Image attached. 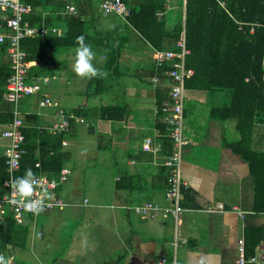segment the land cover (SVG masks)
I'll return each instance as SVG.
<instances>
[{"label": "crops", "instance_id": "crops-1", "mask_svg": "<svg viewBox=\"0 0 264 264\" xmlns=\"http://www.w3.org/2000/svg\"><path fill=\"white\" fill-rule=\"evenodd\" d=\"M101 2L82 0L80 12L90 32L102 33L117 47L115 59L93 48V63L107 71L106 78H92L93 82L77 76L75 47L58 49L54 60L30 62V68L43 67L42 77L48 81L38 94L19 100L21 117L37 115L38 127L49 132L59 109L83 123L72 121L70 132L63 135L64 167L70 176L57 189V196L67 205L28 215L24 224H17L24 249H11V264H158L161 260L164 264H237L238 240L243 238L246 247V230L264 226V213L252 212L249 168L228 146L238 139L234 123L210 116L212 107L226 101L224 96L185 93L187 145L181 176L187 187L182 191L180 245L175 250L171 241L176 224L162 211L170 207L164 166L170 147L160 140L162 115L151 80L155 49L121 17L104 16ZM173 2L169 0L164 13L169 26L177 17L178 4ZM52 26L65 29L63 22ZM48 85L58 86L60 101L51 97ZM43 96L50 97L53 105L39 107ZM22 104L27 111H22ZM1 127L3 155L8 141L1 137ZM257 131L255 147L264 150V126ZM147 139L152 141L150 151L143 150ZM144 203L157 204L160 210L152 217H141L132 208ZM217 203L223 211H207ZM254 256L256 262L246 263L264 264V244Z\"/></svg>", "mask_w": 264, "mask_h": 264}, {"label": "trees", "instance_id": "trees-1", "mask_svg": "<svg viewBox=\"0 0 264 264\" xmlns=\"http://www.w3.org/2000/svg\"><path fill=\"white\" fill-rule=\"evenodd\" d=\"M122 1L130 10L126 22L155 50H175L176 41L184 28L186 47L190 51L186 66L194 71L185 81L184 98L188 91L224 96L226 101L221 106L212 107L210 116L215 120L234 123L238 139L228 146L249 168L253 187L252 212L264 213V150L255 147L257 130L264 126V0H185L184 8L183 0H176L177 17L171 26L164 15L169 0ZM21 2L31 6V13L25 16L31 26L51 27L57 22L65 25L60 37L49 35L21 40V49L26 52L29 62L54 60L58 49L77 47L76 37L79 35H84L85 42L93 48L106 51L112 59L117 57V47L108 41L107 36L98 31H89L80 12L82 0ZM69 5L75 7V14L66 12ZM159 13L162 16H157ZM2 17L0 13V30L3 31L6 28ZM169 69L167 65L165 69L155 70L152 74L158 75L161 81L156 88L158 107L169 100V80L165 75ZM10 74L6 45H1L0 126L3 127L13 120V105L3 99ZM43 74V67L33 66L28 71L27 80L34 82ZM38 126L37 115L23 114L21 130L26 155L15 177L23 176L30 168L36 175L52 178L64 168L67 154L62 149L63 135L53 134ZM159 129L161 142L171 149L166 125L163 123ZM36 164H39L38 169L35 168ZM8 176L4 156L0 154V197L8 192L3 185ZM19 233L11 215L0 221V254L9 258L12 248L24 249L23 243L19 242ZM246 240L245 255L248 259L255 255L259 245L264 244V226L249 227Z\"/></svg>", "mask_w": 264, "mask_h": 264}, {"label": "built area", "instance_id": "built-area-1", "mask_svg": "<svg viewBox=\"0 0 264 264\" xmlns=\"http://www.w3.org/2000/svg\"><path fill=\"white\" fill-rule=\"evenodd\" d=\"M185 3V0H183ZM223 6L224 3H221ZM102 14L117 15L123 20L130 16L129 8L122 0H103L99 6ZM66 12L75 14L74 6L66 7ZM0 13L3 15L5 28L7 32L0 31V46L6 45V53L10 61L11 74L6 80V91L3 94V99L13 105V120L4 126L1 132V137L8 141V146L3 152L5 165L7 167L8 179L3 185L8 189V192L0 197V221L8 215H11L14 222L18 225L24 224L25 218L28 215H34L32 212L26 211L24 207L17 204L15 201L18 197L14 196L11 187V180L20 168V162L26 150L24 145V135L22 133V117L18 109V102L23 97H30L41 92L42 85L48 79L45 77L37 78L34 82L27 80V74L30 70V62L27 60V54L21 49L20 42L24 38H45L49 35L60 37L62 31L54 26H31L25 16L31 13V6L26 5L21 0H0ZM161 16V13L157 14ZM190 51L186 47L185 30L184 28L179 34L175 44V50L162 51L155 50L153 52L155 70L165 69L167 65L170 67L165 75L168 78L169 100L164 101L157 111L163 115V123L166 125L168 137L171 140V149L168 156L165 158L164 166L167 169L166 176V200L170 203V207L162 210L164 215H171L176 224L175 235L171 241V245L176 250L180 245V239L177 231L180 222V215L183 212L181 206L182 191L187 187V183L181 176L182 156L187 141L183 138V105H184V88L185 81L190 78L194 71L186 66V57ZM152 83L155 88L160 84L158 75L152 77ZM39 107L52 106L53 102L48 96H43L38 101ZM57 121L50 127V131L55 134L67 135L70 132L71 123L74 120L83 123L82 119H76L71 113L59 109L57 111ZM66 145V142H63ZM152 141L145 140L143 145L144 151L151 150ZM39 168V164L35 165ZM70 176V170L66 167L62 168L56 177L49 178L42 174H37L38 186L36 195L44 189L54 194V198L48 201V207L44 213L60 210L67 204L57 196V189L60 185L67 182ZM133 211L141 217H152L159 211L157 204L144 203L132 208ZM224 206L217 203L214 206L207 208L208 212L223 211ZM257 257L252 256L246 258L244 240H238V260L237 264H246V262H256ZM165 260H161L158 264H164Z\"/></svg>", "mask_w": 264, "mask_h": 264}, {"label": "clouds", "instance_id": "clouds-1", "mask_svg": "<svg viewBox=\"0 0 264 264\" xmlns=\"http://www.w3.org/2000/svg\"><path fill=\"white\" fill-rule=\"evenodd\" d=\"M75 60L73 64V71L81 78H106L107 71L97 67L93 61L96 53L93 46L85 42V36L79 35L76 37ZM38 180L36 174L29 168L26 169L25 174L21 177H14L11 180V187L14 196L18 197L15 201L24 207L26 211L32 212L35 215L43 213L49 206L48 201L54 198V194L42 190L39 195H36ZM85 206L88 201L84 202ZM0 264H11V260L0 254Z\"/></svg>", "mask_w": 264, "mask_h": 264}, {"label": "rangeland", "instance_id": "rangeland-1", "mask_svg": "<svg viewBox=\"0 0 264 264\" xmlns=\"http://www.w3.org/2000/svg\"><path fill=\"white\" fill-rule=\"evenodd\" d=\"M173 3H175V0H174V2ZM95 10H97L96 8H95ZM98 12V11H97ZM174 15H175V13H173ZM170 16H171V14H170ZM95 49H97V48H95ZM99 49V48H98ZM102 50V49H101ZM103 51V50H102ZM153 77V76H152ZM57 81H58V79H56ZM151 80H152V78H151ZM52 82V81H51ZM54 82V81H53ZM45 86V84L44 85H42V87H44ZM47 86V85H46ZM48 93L51 95V97L53 98V99H55L57 102L58 101H60V98H61V96H60V93H59V89H58V86L56 85H54V86H51L50 87V85H48ZM45 88V87H44ZM221 104H223V103H221ZM221 104H219L220 106H221ZM21 109H22V111L23 112H25V111H27V108H26V106L24 105V104H22L21 105ZM2 130V127L0 126V131ZM17 260H18V258H16Z\"/></svg>", "mask_w": 264, "mask_h": 264}]
</instances>
